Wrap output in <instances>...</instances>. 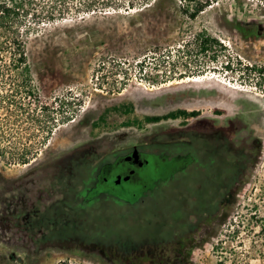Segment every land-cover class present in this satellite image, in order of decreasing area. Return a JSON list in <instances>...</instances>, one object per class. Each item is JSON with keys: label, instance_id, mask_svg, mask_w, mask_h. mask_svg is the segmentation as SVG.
Here are the masks:
<instances>
[{"label": "flooded vegetation", "instance_id": "1", "mask_svg": "<svg viewBox=\"0 0 264 264\" xmlns=\"http://www.w3.org/2000/svg\"><path fill=\"white\" fill-rule=\"evenodd\" d=\"M140 11L123 29L124 44L136 55L139 51L143 62L135 86L126 84L131 80L124 71L117 86L109 77L105 87L106 75L112 74L98 66L100 53L120 43L119 29L112 25L47 23L28 29L30 54L0 55V140L30 143L37 117L46 125L38 159L18 168L15 147L17 168L0 167V244L13 256L51 246L41 245L55 234L46 227L77 220L82 207L115 204L112 192L122 183L146 189L152 182L145 175L148 160L164 164L166 159L176 223H168V236L153 245L168 255L164 264H192L253 186L264 158V65L256 64L264 60V7ZM73 53L83 58H72ZM172 53H177L172 58L179 53L192 58L191 63L165 70L163 58ZM219 58L225 61L217 67ZM244 58L257 67L250 66L237 81L254 88L229 87L220 74L229 69L227 61L240 67ZM156 60L160 67L151 63ZM91 71L98 74L93 85ZM167 147L172 152L164 153ZM94 244L96 264L128 260L112 247Z\"/></svg>", "mask_w": 264, "mask_h": 264}, {"label": "rangeland", "instance_id": "2", "mask_svg": "<svg viewBox=\"0 0 264 264\" xmlns=\"http://www.w3.org/2000/svg\"><path fill=\"white\" fill-rule=\"evenodd\" d=\"M96 0H0V55L2 58H17L23 53H31L26 38H29L28 29L39 28L47 23L59 26L64 22H96L99 24L112 25L118 28L120 43L110 46L106 53H100L98 66L112 75H106L105 87L110 86L109 77L116 80L123 77V72L129 74L132 86L134 80L138 82L136 74L137 66L143 64L139 51L132 52L124 44V26L130 18L141 13V9L154 6H200L212 5L225 6L239 5L248 8L264 7V0H129L132 3L130 9L99 8ZM190 1L194 2L191 3ZM237 2L238 4H234ZM217 3V5L215 4ZM90 17H97L91 19ZM137 28H140L138 20ZM80 50V49H77ZM173 54V55H172ZM169 54V58H163L167 63L165 70L173 65L188 66L192 58H172L177 53ZM72 58H83L82 55L72 54ZM125 59L127 61H125ZM160 60V59H159ZM151 62L159 65L160 61ZM136 61H140L137 62ZM225 59L219 58L213 65L223 66ZM101 62L104 64L101 66ZM235 64V61H233ZM189 63V64H187ZM256 63V62H254ZM253 61L244 58L240 61L241 66L226 70L220 74L229 87L254 88L252 83H239V77L247 74L246 70L254 66ZM76 65L77 62L73 61ZM257 65H264V60H259ZM158 67V68H159ZM163 68V67H162ZM79 73V70L74 69ZM89 85L95 83L97 73L88 72ZM93 75V76H92ZM90 77V78H89ZM252 76V81H254ZM124 78V77H123ZM93 87V86H92ZM126 87V86H125ZM76 93L79 89H76ZM264 95V93H263ZM264 101V97H263ZM58 104V103H57ZM264 104V103H263ZM59 105V104H58ZM40 123H35V136L30 143L19 141L18 145L13 142L6 144L0 140V167L4 169L17 168V160L12 156L15 147L19 152V166L29 163L44 150L45 121L38 118ZM9 148V149H7ZM34 149L32 156L24 159L28 150ZM172 152V147H167ZM149 159V166L145 175L152 179L153 185L146 191L133 183H122L113 190L115 204L103 201L99 204L81 208V216L73 222H57L48 225L46 231L55 233L41 240V245H51L42 248L31 256L27 253H14L0 244V264H96L93 260L97 252L95 242H100L104 247H112L117 253L128 258L120 264H164L168 255L153 245L158 238H165L169 234V225H175V203L172 179L170 178V163L164 159V164ZM170 162V161H168ZM59 232L58 236L57 233ZM82 242L75 244V241ZM76 241V242H77ZM74 242V243H73ZM78 242V243H79ZM145 248V249H144ZM133 252V254H131ZM143 253V254H141ZM74 254V255H72ZM130 254V255H129ZM177 255L170 256L171 259ZM151 260V261H149ZM169 262H171L169 260ZM181 264H185L184 261ZM187 264V263H186ZM192 264H264V158L260 159L259 167L254 175L253 186L243 192L238 204L232 210L226 224L211 238L205 248L197 254Z\"/></svg>", "mask_w": 264, "mask_h": 264}, {"label": "trees", "instance_id": "3", "mask_svg": "<svg viewBox=\"0 0 264 264\" xmlns=\"http://www.w3.org/2000/svg\"><path fill=\"white\" fill-rule=\"evenodd\" d=\"M95 4H97L99 6V8H111V9H121V8H125V9H130L132 8V3L129 0H96L94 2ZM153 184L152 182H150L149 185H147L146 189L143 190H147L149 189V187H151ZM133 254V252L131 253ZM130 255V254H129Z\"/></svg>", "mask_w": 264, "mask_h": 264}, {"label": "built area", "instance_id": "4", "mask_svg": "<svg viewBox=\"0 0 264 264\" xmlns=\"http://www.w3.org/2000/svg\"><path fill=\"white\" fill-rule=\"evenodd\" d=\"M228 65H229V69H228V70L230 71V70H232V68L234 67L235 64H234L233 61H230V62H228ZM225 71H226V70H225ZM230 72H231V71H230Z\"/></svg>", "mask_w": 264, "mask_h": 264}, {"label": "clouds", "instance_id": "5", "mask_svg": "<svg viewBox=\"0 0 264 264\" xmlns=\"http://www.w3.org/2000/svg\"><path fill=\"white\" fill-rule=\"evenodd\" d=\"M227 64H228V61H227ZM227 64H225V66H226Z\"/></svg>", "mask_w": 264, "mask_h": 264}]
</instances>
